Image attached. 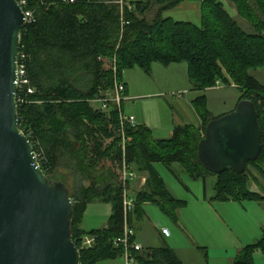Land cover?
<instances>
[{
	"label": "trees",
	"instance_id": "trees-1",
	"mask_svg": "<svg viewBox=\"0 0 264 264\" xmlns=\"http://www.w3.org/2000/svg\"><path fill=\"white\" fill-rule=\"evenodd\" d=\"M119 1L65 4L63 0H27L23 7L32 12L33 21L21 32L19 54L24 55L22 63L33 92L16 95L19 128L49 180L56 182L52 175L62 165L74 174L72 240L80 251L79 264L124 257L122 247L113 245L124 229L119 114L113 105L107 112L91 105L92 100L113 89L115 79L100 59L115 61L118 81L127 70L136 68L149 74L154 64L168 67L184 63L193 90L203 92L217 83L234 86L240 92L238 102L251 101L258 113L261 153L246 164L242 174L228 170L215 175L199 161V141L207 124L216 118L206 109L203 94L193 101L199 127L178 126L171 138L158 140L144 126H125L124 136L130 139L125 145L126 162L135 171L148 173L145 187L150 188L134 196L135 209L145 201L156 203L177 223L176 211L183 204L167 191L153 163L167 168L179 165L193 180L214 177L212 201H264L248 188L250 167L264 176V86L250 75L252 70L264 69V0H229L254 33L242 30L221 0H191L200 5L199 25L162 17L182 0H122V6ZM153 9L156 15L149 21L146 16ZM108 140L111 143L105 146ZM93 201L110 203L111 215L106 228L84 232L80 224ZM129 223L130 214V228ZM87 235L95 236V243L82 248ZM258 249L264 252V231L259 240L242 248L232 264H255L253 253ZM133 258L136 264H183L165 244L134 252Z\"/></svg>",
	"mask_w": 264,
	"mask_h": 264
},
{
	"label": "water",
	"instance_id": "water-1",
	"mask_svg": "<svg viewBox=\"0 0 264 264\" xmlns=\"http://www.w3.org/2000/svg\"><path fill=\"white\" fill-rule=\"evenodd\" d=\"M25 25L17 1L0 0V264H79L70 193L44 175L19 128L16 69ZM261 149L258 113L241 100L207 124L197 154L212 174H242Z\"/></svg>",
	"mask_w": 264,
	"mask_h": 264
},
{
	"label": "rangeland",
	"instance_id": "rangeland-1",
	"mask_svg": "<svg viewBox=\"0 0 264 264\" xmlns=\"http://www.w3.org/2000/svg\"><path fill=\"white\" fill-rule=\"evenodd\" d=\"M127 3L135 1H147V0H124ZM225 9L234 18L237 24L247 33H254L251 25L247 20L237 15L234 4L229 0H221ZM156 15V9H153L146 17L149 21L153 20ZM162 17L171 18L174 21L188 22L194 25H199L201 21L200 5L197 2L191 0H182V2L176 7L166 10L162 13ZM106 62L110 60L104 59ZM181 65V66H180ZM178 66V67H176ZM171 70H173L178 76L184 80L186 77L180 73V69L187 70L186 64H176ZM156 67V68H155ZM183 67V68H181ZM160 69V70H156ZM165 67L156 64L151 67L149 74L142 72L139 74V69H132L124 71L123 81L126 83H136L138 89L142 93L157 92L153 98H147L144 100L123 101L121 105L122 114L124 116L134 115L138 111L137 119L134 122L138 125V118L142 121L144 112L146 119L155 121V116L159 115L161 120V128L158 131H151L154 139L167 138V129L172 124V119H184L187 115L193 118L195 121L199 119L198 112L193 104L196 95L189 86H186V91L183 92V82L177 76L175 83L169 79V74L164 75ZM169 71V70H167ZM139 75H143L142 77ZM250 75L258 80L264 86V69H257L250 71ZM172 76V75H171ZM167 77V79H166ZM165 78V79H164ZM151 84L155 82L156 88L151 91V88L145 87L144 82ZM220 89L205 92V106L206 109L214 117H219L227 114L233 110L240 92L234 86L219 85ZM217 87V88H218ZM146 89V90H144ZM179 91V92H178ZM186 102L188 106L186 105ZM92 106L97 109V104L92 103ZM158 116H156L157 118ZM111 143L110 140L105 141V146ZM160 176L164 180L167 191L172 196L181 202L183 205L176 211L177 223L173 222L165 214L163 216L159 206L155 204H149L147 206H140V220L137 223L141 226L142 236L144 241L151 245L160 243L161 239L157 235L150 220L163 219L170 230L173 231L175 237L180 238L183 245L187 243L192 247V243L204 244L208 248L204 250V254L210 252V256L213 257L216 236L221 233V238L228 246L229 251L234 252L235 246L238 248L239 241L252 242L253 239L258 240L261 238L262 230H264V205H259L258 202L246 201L238 203L235 201L217 202L212 201L213 197V185L215 178L209 176L205 181L193 180L179 165H173L170 169L165 167L161 163L155 164ZM135 167L132 170L136 173ZM251 173V180L249 186L257 185L261 189V185H264V176L258 174L251 167L248 170ZM53 180L61 181L68 189L70 195L73 194L75 180L73 172L70 169H66L64 165L56 170L52 175ZM137 177H135L134 181ZM258 178L257 183L252 182L253 179ZM257 180V179H256ZM134 181L129 184V194L133 196ZM212 203V207L209 206ZM106 212H111L109 204H91L85 213V220L87 223H94L100 216ZM164 217V218H163ZM218 217V218H217ZM239 239V240H238ZM140 240V238H139ZM141 242L142 239L140 240ZM187 241V242H186ZM229 241V243H228ZM214 243V244H213ZM163 245V243H161ZM158 245V246H161ZM152 246V245H151ZM194 246V245H193ZM195 251V250H194ZM202 253L198 252L199 263L202 264ZM196 255V254H194ZM197 256H194L191 260L197 263ZM255 264H264V252L260 249L253 253ZM208 259V256H207ZM125 261V260H124ZM212 260L210 259V263Z\"/></svg>",
	"mask_w": 264,
	"mask_h": 264
},
{
	"label": "crops",
	"instance_id": "crops-1",
	"mask_svg": "<svg viewBox=\"0 0 264 264\" xmlns=\"http://www.w3.org/2000/svg\"><path fill=\"white\" fill-rule=\"evenodd\" d=\"M124 2L127 3L126 1H124ZM155 65L156 64L152 65V67L155 66ZM173 66L174 65H170L168 67H165L166 69L164 71V75L169 74V79L172 80L175 83L176 78H177V76L179 74L178 73H177V75L174 74L175 72L170 69ZM176 67H178V66H176ZM181 68H183V67H181ZM156 70L158 71L160 69H156ZM167 70H169V71H167ZM139 72H141L139 74H143L141 70ZM180 73L182 75L184 74L186 76L184 78V80H182V78L180 76H178L179 79L183 82V88H182L183 89V92L186 91V88H185L186 86H189L190 89L193 90L192 85H191V83H190V81L188 79V74H187L186 68L185 69H180ZM139 76L142 77L143 75H139ZM166 79H167V77H166ZM121 82L125 86L124 101H133V100L140 101V100H143V99L145 100L147 96H151V97H147V98H153L152 96H155L156 94H159V93H157V92L154 91V89H157L155 87L156 84H155L154 81H152L151 84H149L150 81H148V83L144 82V84H143L145 87L151 88V91L152 90L154 91V92H150V93H142V92H140V90L137 87L138 85L136 83L131 82L129 84V83H126L125 81H123V74L121 76ZM218 89H220V87H218V88L217 87H213V88H210V89H206L203 92L193 90V92H194V94L197 97V96H200L201 94L205 95V92H209V91H212V90H218ZM144 90H146V89H144ZM239 97H240V95H239ZM237 103L238 102H236L235 106L237 105ZM91 105H92V102H91ZM186 105L188 106L187 102H186ZM235 106H234V108H235ZM137 114H138V111L135 112V116L134 115H130V116L134 117L135 120H136L137 119L136 118L137 117ZM141 115H143V116H141L142 117V121L138 118V126L139 125L140 126H144V127L148 128L152 132L153 131H158L161 128V120H160V116L159 115H156V116H158L157 118L155 116V119H156L155 121H150L149 119H146L147 117L145 116L144 112H142ZM171 122H172V124L167 129V132H166L168 136H167V138H164V139L171 138V136L173 134V130L176 127H178V126H184V125L189 124V125H193L194 127H199L200 124H201L200 119H198L197 121H195L189 115H187L184 119H176V120L175 119H172ZM158 140H162V139H158ZM155 164H157V163H153L152 166H153L154 170L156 171V173L158 174V176L162 179V177L160 176L158 170L156 169ZM171 167H169V169ZM66 169L69 170L68 167ZM136 177L137 178L134 181V190H133V196H135V197L137 195H139L141 192H144L145 190H147L145 186H146V182H147V179H148V173L147 172H139V171H136ZM162 181L164 182L163 179H162ZM257 181H258V178H255V179L252 180V182H256V183H257ZM73 185H74V190H75V187H76L75 180L73 182ZM248 188H249V190L251 192L256 193V194H259L260 196H263L264 197V193L261 192V190L257 187V185H253V186L251 185ZM261 189L264 190V185H261ZM149 190H150V188L147 191H149ZM93 203H95V204H97V203L98 204H102V203L103 204H109L110 205V209H111V204L110 203H106V202H102V201H93V202L89 203L87 205V207H86V210L84 212V215H83V218H82V221H81V224H80V229L82 231H84V232H91V231L102 230V229L106 228L107 221H108V219H109V217L111 215V212H110V214H109V212H106L104 215L100 216V218L97 219L96 222H94V223H87L86 220H85V213H86V211L88 209V206L91 205V204H93ZM258 203H259L260 206L261 205H264V201H259ZM149 204H155V205L158 206V204L152 203V202H148V201L143 202L141 205L142 206H147ZM209 206L212 207V203H209ZM139 207L137 209H135V211H133L130 214V223H129V225H130V229L133 231V234H134V237H133L134 243L140 245L142 247V250L149 249V248H158V247L163 246L164 244L165 245H168L170 248H172L175 251L176 255L178 256V258L180 259V261L183 264H201V263H199V260L200 259H199L198 252H201L202 253L201 254L202 257H203L202 258V260H203L202 264L205 263V257H207V256H208L207 264L210 263V259L212 260V264H232L234 258L238 255V253L242 250V248L244 246L249 245V244H253V243H255L257 241V240H255V238L253 239L252 242H245V243L241 242V240H240L239 241L238 248H236V246H235L234 252H230L229 251V248H230L231 245L228 246L225 242H223V239L221 238V235L222 234L221 233H218L217 236H216L217 240L215 242V247L216 248L214 249V254H213V257H212V256H210L209 250H207L208 251V254L207 255L204 254V250H206L208 248L204 244H198V243L194 244V243H192V247L188 243H187V245H185V244L183 245V242H181L180 238L175 237V234L173 233L172 230H170L169 226L164 223V220L163 219H157V220H154L153 221V220H150V218L148 216H146L149 219V221H151V223L153 225V228L155 229L157 235L161 239V241H160V243L158 245H161V243H163V245H161V246H158V245L156 246V244H153V242H152V244H151L152 246H151V245L147 244L144 241V238H143L142 232H141L142 228L137 223V221L140 220V213H141ZM163 216H164V214H163ZM163 228H166L169 231V235L167 237L161 234V229H163ZM263 231L264 230H262V232ZM139 238H140V240L142 239V241H144V242H141L139 240ZM228 243H229V241H228ZM194 254H196V255H194ZM194 256H197L198 257L197 258L198 259L197 260V263H195V262H193V260H191ZM97 264H126V263H125L123 257H118V258L113 259V260L101 261V262H98Z\"/></svg>",
	"mask_w": 264,
	"mask_h": 264
},
{
	"label": "built area",
	"instance_id": "built-area-1",
	"mask_svg": "<svg viewBox=\"0 0 264 264\" xmlns=\"http://www.w3.org/2000/svg\"><path fill=\"white\" fill-rule=\"evenodd\" d=\"M19 6L21 7L24 17H25V23H31L33 21V15L30 10H23V7L27 6V0H16ZM81 0H63V3L65 4H76ZM121 6L123 4V1L120 0L118 2ZM24 59L23 54L18 53L17 58V69H16V83H17V93H27L31 94L33 90L29 86V81L26 77L24 65L22 63V60ZM104 66L107 69H111V71L114 74V84L113 89L107 92H104L101 94V96L97 99L92 100V103L97 104L98 111L101 112H107L108 106L113 105L117 108L118 114H119V133L122 137L121 141V149H122V160H121V170H120V183H121V198H122V211H123V219H124V229H123V236L121 238H118L113 241V245L115 247H122L124 251V260L126 264H136L134 262L133 253L134 252H140L142 251V247L132 240L134 237L133 231L128 227L127 224V218L129 214H131L135 209V198L131 194H129V184L130 182L134 181L136 177V173L132 170V167L126 162L125 159V145L126 142L129 141V138H126L124 136V127L125 126H131L135 127L137 126L134 122V118L132 116H124L122 114L121 105L124 101V92H125V86L121 81H118L116 79V66L115 61L106 62L104 59H100ZM220 83L216 84V87H218ZM16 93V95H17ZM17 101V99H16ZM19 102H23V98L19 99ZM38 157L36 155V158L38 160ZM39 165V164H38ZM40 166V165H39ZM161 234L164 236L169 235V231L166 228L161 229ZM95 243V236L87 235L82 239L81 246L82 248H90Z\"/></svg>",
	"mask_w": 264,
	"mask_h": 264
}]
</instances>
